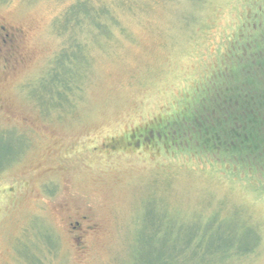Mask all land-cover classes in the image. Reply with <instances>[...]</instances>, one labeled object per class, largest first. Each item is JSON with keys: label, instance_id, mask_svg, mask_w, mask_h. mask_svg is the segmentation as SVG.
Here are the masks:
<instances>
[{"label": "rangeland", "instance_id": "1", "mask_svg": "<svg viewBox=\"0 0 264 264\" xmlns=\"http://www.w3.org/2000/svg\"><path fill=\"white\" fill-rule=\"evenodd\" d=\"M79 1L0 0V264H264V170L177 139L205 114L173 121L264 0H86L109 31L81 10L64 30ZM71 50L68 102L48 108Z\"/></svg>", "mask_w": 264, "mask_h": 264}, {"label": "trees", "instance_id": "2", "mask_svg": "<svg viewBox=\"0 0 264 264\" xmlns=\"http://www.w3.org/2000/svg\"><path fill=\"white\" fill-rule=\"evenodd\" d=\"M79 10L103 33L109 31V27L102 26L99 20L106 16L105 6L93 8L86 0L79 1L69 9L62 25L64 30L72 21L78 26ZM255 26L250 34L233 38L227 58L223 56L220 59L227 71L221 72L217 67L212 72L208 71L200 81L203 89H194L189 97L186 95L184 103H181L182 108L185 105L184 110L180 108L174 116L179 121L175 123L176 120H173L176 126L181 124L182 119L187 121L191 118L194 121L202 119L201 114H205L202 122V125H206L205 133L193 131L190 126L188 132L180 134L177 139L195 150L192 153L213 155L222 151L226 160L231 159L244 173L264 170V25ZM74 47L80 46L76 44ZM77 56L72 50L65 52L42 79L46 84L42 83L41 93L36 97L42 105L60 107L68 102L66 90L69 89L74 70L61 66L66 60L77 61ZM165 123L164 127L168 125V122ZM161 125L155 127L161 128ZM174 133L176 135L175 129ZM246 158H250L251 162L247 163ZM232 164L229 165L234 166ZM231 249L227 247L223 253L228 256L233 252ZM178 258L191 259L182 252H178ZM159 263L167 264L168 260Z\"/></svg>", "mask_w": 264, "mask_h": 264}, {"label": "flooded vegetation", "instance_id": "3", "mask_svg": "<svg viewBox=\"0 0 264 264\" xmlns=\"http://www.w3.org/2000/svg\"><path fill=\"white\" fill-rule=\"evenodd\" d=\"M1 29H3V28L1 27ZM7 38H8V37H4L3 40H2V42L6 44ZM75 224H76L77 226H79L78 221H76ZM77 226H73V228H79V227H77Z\"/></svg>", "mask_w": 264, "mask_h": 264}]
</instances>
